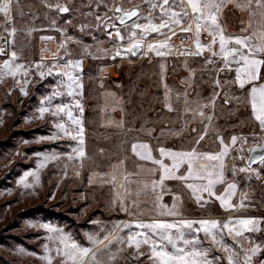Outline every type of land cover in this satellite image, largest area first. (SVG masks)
Returning <instances> with one entry per match:
<instances>
[{
    "label": "rangeland",
    "instance_id": "obj_1",
    "mask_svg": "<svg viewBox=\"0 0 264 264\" xmlns=\"http://www.w3.org/2000/svg\"><path fill=\"white\" fill-rule=\"evenodd\" d=\"M4 3L8 4L9 11L7 14L0 12V68L4 60L10 59L23 64L28 72L27 77L19 73L15 77L7 73L0 77V264H49L43 259L45 243L53 249L51 264H61L64 258L55 254L57 242L48 241L47 230L38 226L43 222L63 228L78 244L92 249L80 264H153L149 258L151 252L148 244H142L139 250L134 245H128L126 234L130 229L124 224L157 219H219L224 223L230 217H264V175L239 170L248 165L250 149L264 143V131L257 126L251 113L243 108V97L235 94L233 88L221 80L211 91L203 92L202 88L200 92L206 98L202 94L199 96L198 92V98L194 97V92L191 93L193 103L188 104V109L194 108V105L201 106L205 113L187 120H201L199 128L202 126V133L210 129L209 150L222 147L220 142L217 146L216 142L211 146L212 137L217 139L216 136H222L228 144H231L233 135L237 137V144L230 148L232 153L229 151L225 175L227 182L216 187L218 193L222 192L227 183L234 180L238 189L232 202L237 207L226 209L216 197L198 202L178 180L164 181L156 186L164 188L163 193L169 191L170 195L163 198L160 195L162 191L156 189L154 192L150 182L135 180L141 176L135 172L138 166L130 161L131 144L144 137H166L165 141H169L171 148L179 151L178 137L186 132L185 128L189 125L172 123L165 126L162 123L159 127H153L147 122L146 111H152L154 100L158 98L149 92V76L153 73L159 79L161 73L159 67L151 69L152 66H147L148 55L158 57L154 50H148L147 44L162 39V35L149 32L139 52L117 55L120 44L128 43V40L119 42L108 32H114L115 27H119L121 34L127 38L133 23L143 24L149 19L159 23L164 13L160 12L159 7L149 5H158L161 0H0V4ZM173 3L174 0H169L170 5ZM175 4L185 22L183 11L178 6L179 0H175ZM50 5H66L69 12L61 14L58 7ZM116 5L124 10L138 7L141 14L121 26L116 21ZM97 16L101 19L97 20ZM109 18L113 27L108 29L106 20ZM98 24L100 35H90L91 29H96ZM79 25L84 27L86 33L77 31ZM178 27L168 39L175 46H179V41L175 42L177 37L193 36L191 31L184 34L180 30L179 33ZM166 30L161 29V33ZM136 31L140 33L142 30ZM53 39L62 44L56 45ZM60 44L63 48L57 50ZM167 48L173 52L169 44ZM13 51L17 54L14 58L11 57ZM68 59L82 60V70L75 69L73 74L80 77L82 87L78 89L76 99L80 100L83 112L65 91L54 102L69 104L71 118L66 113H60L55 118L48 113L41 119L36 112L40 100L52 92L53 86L63 78L56 73L48 75V66L56 61L64 63ZM37 62H42L39 67L45 72L44 77L38 74ZM208 67L211 68L210 64ZM119 70L117 78H113V74ZM218 73L215 71L214 75ZM24 78L29 81L27 96L19 91V81ZM76 118L83 126V156L73 153V149L80 145L75 135L80 125L72 123ZM53 119H63L73 135H64L56 129ZM143 124L145 129H141ZM138 129L143 135L137 132ZM53 134L57 136L56 139H39ZM201 148L205 150L202 144ZM40 151L60 155L41 166L43 157L35 155ZM66 153L73 155L69 158ZM249 167L259 168L264 173V164ZM30 169L37 170L39 182L33 185L35 177L29 176L27 182L31 186L25 188L17 181ZM191 181L188 183H193ZM241 194L244 206H240ZM204 195L207 197V193ZM174 201L175 211L179 215H169V209L161 206L166 204L170 208ZM29 221L36 222V226ZM259 223L260 231L246 232L237 237L245 246L253 242L262 243L261 250L252 258L253 264L264 261V220ZM131 230L138 229L133 224ZM89 234L101 242L89 240ZM199 235L203 244L211 247L210 255L224 257L219 264H228L223 250L212 244L210 238L205 239L203 232ZM221 235L240 251L236 241L227 235V230ZM105 236H108L107 240ZM244 236L253 239L250 242ZM21 247L29 251L21 252L18 250ZM32 252L36 255H32ZM93 252L96 259H93Z\"/></svg>",
    "mask_w": 264,
    "mask_h": 264
},
{
    "label": "snow or ice",
    "instance_id": "obj_2",
    "mask_svg": "<svg viewBox=\"0 0 264 264\" xmlns=\"http://www.w3.org/2000/svg\"><path fill=\"white\" fill-rule=\"evenodd\" d=\"M187 3L191 6L192 13L196 14V53L201 54L204 49H208L212 56L218 55L223 57L224 63L221 65V69L232 67V63L229 60V57H231V60L236 61L238 64L236 81L241 88H243L247 82L258 79L260 67L261 65H264V59L258 58L256 53L264 52V45H249L246 43L249 37L246 36H225L220 29V26L217 24V12L220 8V3L217 2V0H187ZM50 6L58 7L61 12L69 11V8L66 5ZM178 6L181 11L185 8V5L182 2ZM149 7H159L160 12L164 13V16L161 17L159 23H155L151 19L143 24L133 23L127 38L121 34L119 27H115L114 32H108L110 37L114 36L119 42H123L125 39L128 40V43L120 44V47L116 51L117 55H127L128 53L139 52L144 47V37H146L149 32H156L160 35H164V33H161V29L167 28L169 32L175 34L174 30L177 28V25L184 23L183 19L177 12L175 0L171 5L169 4V0H161L160 4H150ZM8 11L9 6L7 3L0 4V12L7 14ZM115 11L122 12L120 23L123 24L125 20L137 16L140 9L137 7L132 8L131 10H124L122 7L117 6L115 7ZM183 15L187 17L188 12L183 11ZM100 19L101 17L97 16V20ZM106 26L109 28L113 27L110 18L106 20ZM204 28L209 31V34L212 37L207 43H202L200 40V32ZM137 29L142 31L138 33L136 31ZM179 30L191 31L192 25L191 23H188L187 27L180 28ZM217 36H219L218 52L213 47L217 43ZM232 40H235L238 44L247 48L248 53L245 54L241 49L236 47H229L228 44ZM167 46V39H156L147 44L148 50H154L155 54L158 56L164 54L162 50ZM16 55L17 54L14 51L11 53V57L13 58L16 57ZM208 60L210 61L211 57H209ZM40 64H42V62H37V71L40 77H44L45 72L40 70ZM75 69L82 70V60L68 59L64 63L56 61L48 66V75L56 73L63 78L59 79V83L53 86L52 92L43 96L40 100V106L36 109V112L41 119L48 113L54 118L58 117L60 113H66L71 118L72 113L69 104L54 102L56 98L62 96L65 91L73 97L75 104L80 105V100L76 99V94L82 85L80 84V77L73 74ZM27 72L28 69L24 68L23 64L15 63L13 60L8 59L4 60L3 67L0 68V77H2L4 73L13 77L19 73L22 77H27ZM19 83V91L27 96L28 79H21ZM216 83H220L219 79H217ZM249 97L253 114L260 122L261 128L264 129V84L253 85L249 90ZM80 111L83 112L82 105H80ZM199 114L201 116L204 115L202 108ZM208 120L209 123H211V115L208 116ZM52 123L55 125V128L60 130L64 135H73V133L68 131L67 125L63 119H53ZM72 123L80 125L75 133L76 138L80 140V145L73 149V153L83 156V126L79 118L72 120ZM202 135L203 134H201V138ZM56 138L57 136L55 134L47 137H39L41 140ZM218 139L222 145V150L217 152H198L195 148H192L189 151H175L161 147L159 149L160 156L170 157L172 160V164L170 165L164 164L162 159L158 160L156 157L152 156L150 145L147 143L134 145L133 148L139 155L143 156V158L152 160L162 166L163 174L161 175L160 183L163 182L165 177L175 175L180 166L187 163L188 167L186 173L177 178L182 180L193 179L199 181L187 183V187L191 190V194L198 202L210 197H216L224 208H236L237 205L232 202V198L237 194L238 184L233 180L232 182L227 183V186L219 193L217 192L216 186L225 182V158L229 155L231 146L237 144V137L235 135L231 137V144L226 143L222 136L218 137ZM257 149L261 150L260 154H255ZM250 151L254 153L253 156L249 157L252 163L258 162L259 164H264V143L256 144L254 148L250 149ZM73 153H66L65 155H68L69 158H71ZM35 155L43 157L40 164L41 166H44L49 160H56L60 154L40 151L36 152ZM200 161H207L208 163L201 164L199 163ZM233 168L235 169L236 166L234 165ZM239 170L254 171L258 176L264 175L259 168H250L248 165H244ZM29 176L35 177L33 185L39 182V175L36 169L26 170L23 175L19 177L17 182L22 184L25 188H29L31 186L27 182ZM113 179H115V177H113ZM156 183L157 181L152 182L153 188H155ZM205 193H207V197L204 195ZM161 206L169 209V215H179V213L175 211V201L170 208L166 204H162ZM240 206H244L243 194H241ZM261 220H264V217H230L229 220L224 223H221L219 219H181L179 221L157 219L151 222L135 220L124 224V227L130 229L126 234L129 246L134 245L135 249L139 250L142 244L149 245V250L151 252L149 258L153 260V264H219V261L224 257L210 255L212 249L210 246H205L201 241L199 235L201 232L204 233L205 239L210 238L212 244L223 250L228 264H253L252 258L261 250L262 243L253 242L250 246H245L239 239H237V237L243 236L246 232L251 233L260 231L259 222ZM29 223L36 226V222L34 221H29ZM133 224L138 230H131ZM38 226L47 230L48 241L57 242L55 246V254L64 258L61 264H67L69 261L72 262V264H80L82 258L92 251L89 247L78 244L69 233L63 230V228L56 227L48 222L40 223ZM173 229L176 231L173 232ZM186 230H188L187 233ZM225 230H227V235L231 236L236 241V244L239 245L240 251L224 240L223 235L221 234L225 233ZM109 235H111V233H109ZM243 238L250 242L253 239L251 236H244ZM88 239L92 240L94 243L101 242L92 234H89ZM104 239L107 240L108 236H105ZM117 239L121 238L117 237ZM43 247L45 250L43 259L51 264L53 259V249L49 247L48 243H45ZM18 250L21 252L29 251L23 247ZM31 254L36 255L35 252H32ZM140 254L143 255L142 252ZM93 259H96L95 252H93ZM261 264H264V261H261Z\"/></svg>",
    "mask_w": 264,
    "mask_h": 264
},
{
    "label": "crops",
    "instance_id": "obj_3",
    "mask_svg": "<svg viewBox=\"0 0 264 264\" xmlns=\"http://www.w3.org/2000/svg\"><path fill=\"white\" fill-rule=\"evenodd\" d=\"M181 2L185 5L183 11H187L188 16L185 17V22L179 25L178 30L180 28L187 27L188 23H191V34H193V36H183L186 38L189 37L190 44H186L185 47H181V49L176 50V52L173 51L174 53L171 52L167 46L166 48L168 50L166 48L162 50L164 53L163 57L160 55L158 57L149 55L146 57L147 66H152L151 69H157L159 67V70H161V73L159 72L160 74L158 75L159 79H157L153 73L149 76V79L151 80L148 83L149 92L153 93V95L158 98L154 100L155 106L153 109H151L152 111H146V118L148 119L147 122L150 123L149 125L153 127H159V125L162 123V125L165 126H168L172 123L178 126H183V123L189 125L187 129L185 128L186 132L181 133V135L178 137L180 142L179 151H189L192 148H195L198 152H217L222 150V147L219 148V150H209L210 139L208 136L211 135L209 133L210 129L204 130V133H202V126L201 129L199 128L200 124L202 123L201 120H193L192 122L187 120L188 118H194L197 116L199 117V112L201 110V106L197 107L196 105H194V108L188 109V104L193 103L191 93L194 92V97L198 98L196 94L198 92V95L200 96L202 94L200 92L202 88L203 92H208L212 90L214 85L217 86V79H219V81H224L225 85L227 84L229 87L233 88L235 94L241 95V98L243 97L242 101L245 102L243 103V108L247 110V113H251L257 126L264 131V129H262L260 126V122L253 114L249 97V90L253 85L264 84V65H261L260 67L259 78L247 82L244 87L241 88L239 83L236 81L238 64L236 61L231 60V57H229V60L232 63V67L221 69V65L224 63L223 57L218 55L212 56L208 49H204L201 54L196 53V14L192 13L191 6L188 5L187 0H179V3ZM217 2L220 3V8L217 12V24L220 26V29L223 31L225 36H246L249 37V39L246 41V43L249 45H264V0H217ZM185 32L186 31H183L184 34ZM170 36L171 32H169L167 29L161 38L168 40ZM194 36L195 38L193 41H191V38ZM211 38L212 37L206 28L201 30L200 40L202 43L209 42ZM216 40L217 43L213 47L218 52L219 36L216 37ZM168 44L171 45L169 41ZM231 44H233L236 48L241 49L245 54L248 53V49L238 44L235 40L230 41L228 46L230 47ZM256 55L258 58L264 59V52H258ZM209 57H211L210 61L208 60ZM208 64H210L211 68L208 67ZM215 71L219 72V76L214 75ZM202 97L206 98L207 96L202 94ZM150 114H153V116H150ZM170 119L174 120L172 121ZM136 121L137 123L139 122V120ZM192 124L194 125L191 126ZM141 126H143L141 129H145L144 124ZM137 132L142 134L139 129ZM201 134H203L202 138ZM216 137L217 139L212 137L211 146L214 145L215 142V145L217 146L218 142H220L218 139L220 136ZM165 139L166 137L151 136L150 138L144 137L141 140H135V142L131 144L130 153L131 163L135 164L139 168L138 171L135 172L139 173L141 176L135 180H140L143 183L144 181L150 182V187L154 192L156 189H160L162 191V194H160L162 198L164 196L167 197L170 195L169 191L163 193L165 190L164 188L156 187L160 183L159 181L161 175L163 174L162 166L152 160L143 158V156L139 155L138 152L134 150L133 146L139 145L141 143H147L150 145L152 156L156 157L158 160L162 159L164 164L170 165L172 164L171 158L168 156L161 157L159 152L161 147L175 150L174 148H171L169 141H165ZM201 144L205 147V150L201 148ZM230 151L232 153L231 149ZM229 157L230 154L225 158V175L227 174L226 165L228 164L227 161L229 160ZM199 163L204 164L208 162L200 161ZM187 167V163L182 164L175 175L165 177L163 182L169 180H178L182 184L183 188L187 187V183L191 180V182H199L193 179L182 180L177 178L186 173ZM153 181H157L155 188H153ZM226 182L227 180L225 179L224 184ZM187 189L189 188L187 187ZM189 191L191 192L190 189Z\"/></svg>",
    "mask_w": 264,
    "mask_h": 264
},
{
    "label": "flooded vegetation",
    "instance_id": "obj_4",
    "mask_svg": "<svg viewBox=\"0 0 264 264\" xmlns=\"http://www.w3.org/2000/svg\"><path fill=\"white\" fill-rule=\"evenodd\" d=\"M115 7H117V5L115 6ZM115 7H114V12L116 13V15H118V17H117V19H116V21H117V23H119L121 26L122 25H125V24H127V23H130L132 20H134V19H136L140 14H141V12L139 11L138 13H137V16H134V17H131V18H129V19H127V20H125V22L123 23V24H121L120 23V16L122 15V12H116L115 11ZM118 7H121L120 5H118ZM131 10V9H130ZM59 12L61 13V14H65V13H67V12H61L60 10H59ZM69 12V11H68ZM96 22V21H95ZM93 27H95L94 25H92ZM92 27V28H93ZM108 29H109V27H107ZM77 31L79 32V33H86V30L84 29V27L83 26H78L77 27ZM99 31H100V25L98 24L97 26H96V29H91V34L90 35H92V36H99L100 34H99ZM175 42H176V39H175ZM61 43V42H60ZM62 44V43H61ZM118 73H120V70L117 72V75H113V78H117V76H118ZM252 152V151H251Z\"/></svg>",
    "mask_w": 264,
    "mask_h": 264
},
{
    "label": "built area",
    "instance_id": "obj_5",
    "mask_svg": "<svg viewBox=\"0 0 264 264\" xmlns=\"http://www.w3.org/2000/svg\"><path fill=\"white\" fill-rule=\"evenodd\" d=\"M54 40V43L57 45V43L59 44L60 42H57V40L56 39H53ZM190 39H189V37L188 38H186V37H183V38H180V41H181V43H179V46H175V44L173 45L172 43H171V49H172V51H174V52H176V50H178V49H181V47H185V44H187V42L189 41ZM179 41V42H180ZM186 42V43H185ZM230 47H234V45L233 44H231L230 45ZM61 48H63V46L60 44L58 47H57V50H60ZM119 74V73H118ZM114 75V74H113ZM115 75H117V74H115Z\"/></svg>",
    "mask_w": 264,
    "mask_h": 264
},
{
    "label": "water",
    "instance_id": "obj_6",
    "mask_svg": "<svg viewBox=\"0 0 264 264\" xmlns=\"http://www.w3.org/2000/svg\"><path fill=\"white\" fill-rule=\"evenodd\" d=\"M260 151H261L260 149H257L255 154H260ZM253 155H254V153L251 152V156H253ZM251 156H250V157H251ZM257 164H258V162H256V163H252V162L250 161V159L248 160V165H249V166H254V165H257Z\"/></svg>",
    "mask_w": 264,
    "mask_h": 264
},
{
    "label": "bare ground",
    "instance_id": "obj_7",
    "mask_svg": "<svg viewBox=\"0 0 264 264\" xmlns=\"http://www.w3.org/2000/svg\"><path fill=\"white\" fill-rule=\"evenodd\" d=\"M177 40L180 41L179 38H178V39L176 38V42H177ZM2 43H3V45H5V43H6L5 40L2 39ZM2 43H1V45H2ZM177 43H178V42H177ZM179 43H181V41H180ZM2 48H3V47H2ZM4 48H5V46H4Z\"/></svg>",
    "mask_w": 264,
    "mask_h": 264
}]
</instances>
